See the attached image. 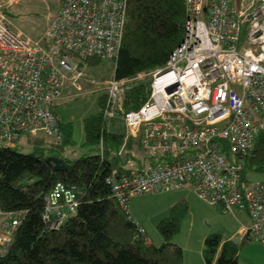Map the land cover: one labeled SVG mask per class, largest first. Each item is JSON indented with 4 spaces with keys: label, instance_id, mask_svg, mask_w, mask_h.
Segmentation results:
<instances>
[{
    "label": "built area",
    "instance_id": "2783aa9c",
    "mask_svg": "<svg viewBox=\"0 0 264 264\" xmlns=\"http://www.w3.org/2000/svg\"><path fill=\"white\" fill-rule=\"evenodd\" d=\"M23 0H0V138L21 134L62 138L57 104L70 82L82 91L90 57L114 58L123 43L128 0H60L44 34L15 30L6 11ZM184 40L164 66L130 78L108 79L104 114L124 111L133 81L148 80L149 96L123 115L126 139L137 137L156 161L107 177L120 207L134 197L191 190L223 211L250 214V232L264 244V181L244 177L247 155L264 130V0H184ZM100 148H103L101 142ZM74 186L57 182L45 196L43 217L59 226L79 206ZM13 220L10 222L9 219ZM17 220H0V249ZM143 231V228H139Z\"/></svg>",
    "mask_w": 264,
    "mask_h": 264
},
{
    "label": "trees",
    "instance_id": "16d2710c",
    "mask_svg": "<svg viewBox=\"0 0 264 264\" xmlns=\"http://www.w3.org/2000/svg\"><path fill=\"white\" fill-rule=\"evenodd\" d=\"M186 8L184 0H128L123 43L113 58L114 76L130 78L164 66L185 38ZM101 59L90 57L86 62ZM129 86L118 116L105 117L104 93L99 109L83 119L85 143L98 146V153L76 158L68 154L74 126L61 117L62 138L23 133L13 145L4 140L0 144V220L12 215L18 222L10 245L0 249V264H184V249L172 238L189 212L188 201L175 202L158 222L163 241L155 245L128 205L119 206L107 183L113 168L127 172L131 164L156 161V155L143 154L137 137L130 136L119 153L126 139L123 115L139 109L149 96L148 80ZM23 136L33 147L31 152L18 148ZM50 155L60 157L67 169L55 170V163L47 161ZM243 158L248 180L247 172L264 171V130ZM57 182L74 186L80 202L59 226L43 217L45 196ZM241 246L214 232L204 240L203 257L206 264H238Z\"/></svg>",
    "mask_w": 264,
    "mask_h": 264
},
{
    "label": "rangeland",
    "instance_id": "374dc122",
    "mask_svg": "<svg viewBox=\"0 0 264 264\" xmlns=\"http://www.w3.org/2000/svg\"><path fill=\"white\" fill-rule=\"evenodd\" d=\"M235 4L240 7L241 0H235ZM59 8L60 0H23L22 2L10 7L6 11L5 15L11 21L15 30H21L26 36L36 39L44 34L50 21L46 14L51 15L57 12ZM114 66L115 63L112 58H102L100 61L85 62L82 65L85 74L82 81L83 90L78 92L74 91L70 97L67 99L64 98L65 100L63 99L64 101L57 107V112L62 120L64 122L73 123V142L68 145L66 150L68 151V154L74 158L83 154H95L100 151L98 146L85 143L83 119L99 109L98 99L104 94L103 87L106 84L104 82L114 76ZM39 135L44 136L42 133ZM46 139L48 140V138ZM0 144H5V142L0 139ZM18 144V148L24 153L31 152L33 149L24 136L20 139ZM141 151L143 152V150ZM142 152H137L139 157H142ZM143 154L145 155L147 153L143 152ZM131 166L135 167L136 165L131 164ZM246 174L252 181H264V171L258 173L247 172ZM154 193L156 194L160 192ZM154 193H146L134 197L129 204V210H131V213L133 214L135 206L141 207L142 199L151 197ZM157 198L158 197L151 199ZM203 200L207 201L201 197L200 200L197 197L187 199L189 212L181 222L182 225L180 231L172 238L173 242H176L183 247L184 257L185 255L189 256L192 252L198 254V251H202L203 254L205 237H200L199 239V235L205 228H210V223L203 217V207L202 204H200ZM148 201H150V199H148ZM193 207L195 208L193 209ZM142 209L143 208H141L140 211ZM142 214L145 215L146 218L149 216V213L145 210ZM152 220V222H147L146 224L149 237L151 238L153 233H157L160 237H162L157 228V224L160 219L157 221V217L152 215ZM207 231L208 230H206V232ZM154 244L160 245L162 244V241L161 243L154 242Z\"/></svg>",
    "mask_w": 264,
    "mask_h": 264
},
{
    "label": "crops",
    "instance_id": "0c3cea01",
    "mask_svg": "<svg viewBox=\"0 0 264 264\" xmlns=\"http://www.w3.org/2000/svg\"><path fill=\"white\" fill-rule=\"evenodd\" d=\"M73 93L74 89L72 88L71 83L67 82L64 87V98L67 99ZM64 100L62 99L58 103V106ZM152 195L153 196L151 197H146L142 199L141 207L135 206L133 214L131 213V210H129L132 217L145 228L147 233L148 230L146 224L147 222L150 223L153 221L152 215H155L158 221V219L161 220L167 214L168 209L178 200L182 198L187 200L194 197H197L200 200V197H198V195L191 190L185 191L174 189L156 194L154 193ZM155 197L158 198L151 199ZM148 199H150V201H148ZM131 201L132 200H130L128 203V209H130L129 204ZM200 204H202L203 207V217L206 221L210 223V228H205L203 232H201V234L199 235V239L200 237L206 238V236L214 232L221 233L224 239L240 238L242 246L239 253L238 264H264V244L262 241L253 238L250 232L251 217L247 211L235 208L233 212H226L223 211L220 207L204 200L203 202H200ZM141 208H143L147 213H149V216L147 218L145 217V215L142 214L144 210L142 209L140 211ZM194 208L195 207H193V209ZM206 230L208 231L206 232ZM150 239L153 243H161V241H163L162 237H160L157 233H153ZM184 264H206L202 251H198V254L192 252L191 254H189V256L185 255Z\"/></svg>",
    "mask_w": 264,
    "mask_h": 264
},
{
    "label": "water",
    "instance_id": "95a60500",
    "mask_svg": "<svg viewBox=\"0 0 264 264\" xmlns=\"http://www.w3.org/2000/svg\"><path fill=\"white\" fill-rule=\"evenodd\" d=\"M47 161L49 162H54L55 163V170H66L67 166L66 164L63 162V160L60 157L54 156V155H50L47 158ZM236 242H240V238H235L234 239Z\"/></svg>",
    "mask_w": 264,
    "mask_h": 264
},
{
    "label": "bare ground",
    "instance_id": "6f19581e",
    "mask_svg": "<svg viewBox=\"0 0 264 264\" xmlns=\"http://www.w3.org/2000/svg\"><path fill=\"white\" fill-rule=\"evenodd\" d=\"M254 238V237H253Z\"/></svg>",
    "mask_w": 264,
    "mask_h": 264
}]
</instances>
